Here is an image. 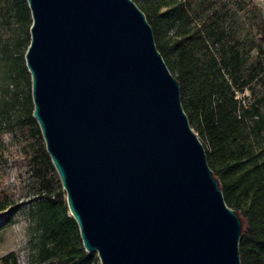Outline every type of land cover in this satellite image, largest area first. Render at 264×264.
<instances>
[{"label": "water", "instance_id": "95a60500", "mask_svg": "<svg viewBox=\"0 0 264 264\" xmlns=\"http://www.w3.org/2000/svg\"><path fill=\"white\" fill-rule=\"evenodd\" d=\"M33 115L101 264H241L242 221L134 0H27Z\"/></svg>", "mask_w": 264, "mask_h": 264}, {"label": "trees", "instance_id": "16d2710c", "mask_svg": "<svg viewBox=\"0 0 264 264\" xmlns=\"http://www.w3.org/2000/svg\"><path fill=\"white\" fill-rule=\"evenodd\" d=\"M134 1L146 14L156 45L180 82L183 108L204 144L224 198L241 218V264H264V145L255 148L244 137L251 126L257 137L264 138V116L257 104L247 105L236 97V91L247 88L255 72L264 71V62L259 60L255 71L245 74L241 41L230 20L226 0ZM12 4L23 29L15 45V66L29 86L25 116L37 140L34 153L25 161L45 191L36 202L38 253L48 259L57 254V248H63L68 256L89 260L96 252L87 251L83 245L66 191L33 115L31 74L24 56L31 40V10L27 0H12ZM250 9L264 31L261 13L254 7ZM197 11L205 16L192 27V13ZM261 51L264 59V48ZM5 207L0 202V210ZM54 259V264H62L59 257Z\"/></svg>", "mask_w": 264, "mask_h": 264}, {"label": "rangeland", "instance_id": "374dc122", "mask_svg": "<svg viewBox=\"0 0 264 264\" xmlns=\"http://www.w3.org/2000/svg\"><path fill=\"white\" fill-rule=\"evenodd\" d=\"M226 2L233 28L241 41L244 72L249 75L255 71L259 60L264 62L261 51L264 31L260 30L259 21L250 9L254 7L264 19V0ZM204 16L200 11L193 12L192 27ZM21 34L22 25L16 19L12 0H0V202L6 204L5 209L0 210V264H54V257H59L62 264H101L96 251L89 260L68 256L63 248H57V254L48 259L38 253L36 202L45 191L25 161L26 156L34 153L37 140L25 116L29 86L15 66V45ZM236 97L242 98L244 104H257L264 116V71L255 72L248 87L236 91ZM244 137L255 148L264 145V138L257 137L251 126Z\"/></svg>", "mask_w": 264, "mask_h": 264}]
</instances>
